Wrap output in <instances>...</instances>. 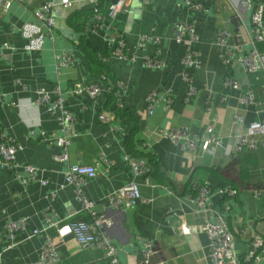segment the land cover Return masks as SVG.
<instances>
[{"label":"crops","instance_id":"crops-1","mask_svg":"<svg viewBox=\"0 0 264 264\" xmlns=\"http://www.w3.org/2000/svg\"><path fill=\"white\" fill-rule=\"evenodd\" d=\"M52 1H70L75 9H90L91 5L88 0ZM116 1H103L104 26L86 33L81 42L68 25L70 9L58 5L53 36L42 49L29 51L21 30L25 24L37 23L34 11L42 0H2L0 134L21 145L18 162L35 165L39 175L36 181L23 184L12 172L0 170V232L8 220L19 218L27 219L28 229L43 232L11 249H7L9 242L2 233L0 264H37L47 235L61 256L58 264H109L97 247L82 249L71 235L61 239L57 228L50 227V220L59 226L77 219L92 220L82 211L74 186L66 181L69 164L97 167V176L86 179L83 190L95 202L96 213L111 219L112 226L105 231L118 247L121 264L139 263L140 239L154 244L153 264H212L209 238L202 226L219 216L235 237L241 264H248L245 257L254 236L264 239V153L261 149L233 158L228 151L236 136L247 134L252 121L264 118V73L255 78L240 64L232 68L222 62L223 49L216 43L219 31L228 30L247 39L236 11L226 0H193L202 7L199 11L185 0H128L124 10L111 17L110 6ZM251 14L247 12L248 17ZM184 22L195 25L198 42L191 47L201 62L197 68L187 69L182 63L189 34L184 33L182 43L175 40ZM247 24L252 27L250 19ZM145 35L160 41L140 47ZM121 41L129 50L126 60L116 55ZM64 53L72 55L76 63L59 67L56 56ZM92 57L102 58L107 80L101 79V66ZM146 57L160 60L162 66L148 67ZM186 71L197 91L191 97L187 95L190 84L182 78ZM228 76L240 85L227 90ZM119 83L123 97L116 92ZM75 84H100L103 93L96 99L76 95ZM56 87L75 117L69 128L61 125L59 112L52 114L49 107L36 104L42 88L55 101L59 97ZM248 89L254 92L257 106L241 104L240 98ZM113 90L116 96H111ZM151 92H157L158 101L153 115H148L146 98ZM121 102L126 109L117 115L114 109ZM99 114H108L110 122H102ZM182 126H188L200 141L216 137L223 145L213 147V155L201 149L195 153L184 150L164 134ZM63 136L71 141L68 163L54 157L61 152L57 139ZM139 152L148 159L137 155ZM132 158L145 160L149 173L135 177ZM237 159L241 169L236 166L235 174V167L229 164ZM40 179L49 183L44 186ZM133 181L138 183L144 201L123 211L111 209L108 196ZM196 183L208 189L209 212L200 211L195 203ZM229 189H236L237 195L228 196ZM255 191H263V195L257 198Z\"/></svg>","mask_w":264,"mask_h":264},{"label":"built area","instance_id":"built-area-1","mask_svg":"<svg viewBox=\"0 0 264 264\" xmlns=\"http://www.w3.org/2000/svg\"><path fill=\"white\" fill-rule=\"evenodd\" d=\"M150 2L152 0H144ZM186 4L193 10L199 11L202 7L194 4L193 0H185ZM237 13V16L242 23L247 39H244L241 34L233 35L228 30H221L218 33L216 43L223 49L221 54L222 62L229 67L234 68L236 65H241L244 70L253 75L264 73V54L258 49V44L264 42V0H226ZM88 2L95 8L99 5L100 0H88ZM128 0H117L110 6V16L115 17L118 13L124 10ZM2 0H0V6ZM61 5L65 9H72L73 3L70 1L62 4L56 3L52 0H42L41 4L34 11V16L37 23H28L22 27V34L27 40L25 46L26 50L37 51L42 49L46 39L52 37L57 25V18L54 10ZM8 7V4L6 5ZM252 11L251 17H248L247 12ZM251 20L252 27L249 28L247 21ZM104 26V17L102 14H97L92 20L91 24H87L86 32H96L100 27ZM184 33L189 34L190 42L185 49L182 63L185 68L200 67L201 62L198 55L193 51L192 44L198 42V36L195 31L194 23L184 22L180 24L178 31L175 34L177 43H182ZM247 40V41H246ZM154 41L159 42L158 37L150 35L142 36L140 47H144L145 42ZM247 47V50L245 49ZM6 49H11L8 44H4ZM129 50L125 42L121 41L116 49V55L121 60H126ZM160 53V51H159ZM56 60L59 67H68L74 65L76 60L72 55L64 53L57 55ZM132 60L136 61V56H132ZM145 64L150 68L162 66V62L153 57H146ZM107 72L101 74L102 80H107ZM185 82L190 84L188 97L196 95V88L192 86L193 80L190 74L186 71L182 74ZM20 83L19 80H16ZM240 84L233 77L228 76L225 81V88L227 90L238 87ZM57 99L53 101L49 92L45 89L38 90V98L36 104L40 107H49L52 114L59 112L58 120L65 128L71 127L75 121V117L66 108L65 101L61 95L60 87H56ZM55 92V93H56ZM73 92L76 95H87L91 99H96L103 93L100 84L80 85L75 84ZM116 92L119 96L123 95L122 84H118ZM123 97V96H122ZM240 102L244 106H257L255 94L252 90H246ZM158 101L157 92H151L146 98L147 114L153 115L154 106ZM99 119L102 122L109 123L111 117L108 114H99ZM241 119V118H239ZM240 121V120H239ZM173 143L179 145L182 149L189 152H197L201 149L203 152L213 155L215 153L213 147L223 145V142L216 137L200 141L192 134L188 126L172 129L164 132ZM71 141L68 137L63 136L57 139V145L61 152L55 154V159L60 162H69V146ZM21 145L17 143L12 137L1 133L0 134V170L12 172L14 176L23 184H29L38 179L39 168L32 164H20L17 160V153L21 150ZM264 150V118L261 120L252 121L248 125L247 134L238 135L235 137V144L232 145L228 154L235 158L239 153L245 150L258 151ZM130 166L135 177L147 175L150 171L145 160L134 159L130 161ZM20 170H23L21 173ZM66 181L68 184L74 186V194L76 199L82 205V211L87 212L92 216L90 222L77 219L71 221L69 224L59 226V222L50 220V227H56L58 235L61 239L71 235L82 249L97 247L103 252L109 264H121L118 257V247L111 239L105 228L112 226V221L105 215H98L95 211V202L90 200L84 190L83 185L86 179H92L97 176V167L86 164H69L66 171ZM42 185H47V179H40ZM194 189L197 190V197L195 203L198 209L202 212H209L210 207L208 203V189L204 185L196 183ZM237 191L229 189L228 196H235ZM263 191H255V197L260 198ZM108 205L111 209L123 211L137 205L138 202L144 201L139 185L133 181L122 189H119L107 198ZM27 219H10L5 224L3 232H0V238L4 233L8 239L7 249H11L21 241L32 238L41 234L43 231L39 229H28ZM202 231L208 235L212 264H241L235 251V237L231 232L227 222L221 216L215 222L207 221L202 226ZM140 261L138 264H153L154 244L150 241L140 239ZM61 261V256L57 250L55 242L50 236H46L45 242L41 248L37 264H58ZM248 264H259L264 261V239L261 235L254 236L250 245V250L245 257Z\"/></svg>","mask_w":264,"mask_h":264},{"label":"trees","instance_id":"trees-1","mask_svg":"<svg viewBox=\"0 0 264 264\" xmlns=\"http://www.w3.org/2000/svg\"><path fill=\"white\" fill-rule=\"evenodd\" d=\"M103 1L104 0H100L99 5L96 8L94 6H92V5H90V9H86V8L85 9L84 8H82V9H75L74 7L72 9H70V12H69L68 17H67V19H68L67 22H68V25L70 27H72L79 34L80 42L83 41V39H84V37H85V35L87 33L86 32V26H87V24H91V22H92V20H94L95 16L97 14H101V8H102ZM258 49H259V51L261 53H263L264 52V43L258 44ZM92 60H98V59L96 57H92ZM98 62L100 64V66H101V68H100V70H99L98 73L99 74H102L104 72V70L106 69V66H105V64H104V62H103V60H102L101 57L99 58ZM254 76L256 78V76H258V75H254ZM259 76H260V74H259ZM260 79H263V78H260ZM111 84H116V83L114 81H112ZM114 95H115V90L111 91V96H114ZM124 109H126L125 106H124V103L121 102L119 104V107H116L114 109V112L117 115H120L121 112ZM125 111L127 113L130 112V114L135 115L134 111H132L131 109H127ZM243 152H255V151L245 150ZM243 152L239 153V155L242 154ZM261 152L264 153V150H261ZM137 155H139L140 157H143V159L144 158H147L148 159V155L147 154L144 155L143 152H139ZM240 164H241V160H238L237 159V161L231 162L229 164V167H235L234 170H233V172L236 174L238 172V170L236 169V166L241 169ZM232 190H235L236 191V189H232Z\"/></svg>","mask_w":264,"mask_h":264}]
</instances>
